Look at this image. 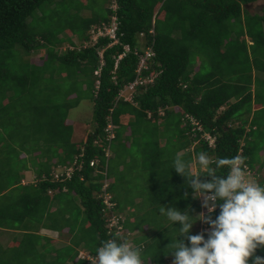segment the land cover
Here are the masks:
<instances>
[{
	"label": "trees",
	"instance_id": "1",
	"mask_svg": "<svg viewBox=\"0 0 264 264\" xmlns=\"http://www.w3.org/2000/svg\"><path fill=\"white\" fill-rule=\"evenodd\" d=\"M53 1L57 0H0V90L5 87L15 88L18 93L29 90L36 86L40 76H44L49 62H59L60 66L72 69V77L83 76L84 84L91 91L94 127L85 140L72 143L69 136L71 120L66 119L72 105L57 102L45 108L48 123H54L49 128L52 130L49 135L53 133L60 139L58 148L62 154L59 157V151L51 156L41 152L33 155L35 159L30 158L34 164L39 160L36 172L40 190L44 194L57 191L53 196L61 199L57 212L62 214H47L51 222L47 223V220L45 225L59 230L67 228L71 238L68 244L55 248L48 241L41 244V236L27 232L17 245L0 246V264H88L79 257V248L94 254L104 241L117 239L119 242L117 236L106 232L103 205L97 196L104 178L100 171L106 162L104 129L109 116L116 125L115 136L109 144L110 157L117 138L126 137L132 147L139 134L135 132L142 129L144 133L140 136L145 139L143 149L148 159L145 166L150 171L165 168V161L161 158L169 143L174 144V155L194 143L193 152L187 150L181 154L184 161L188 163L192 161V155L198 157L204 152L213 161L210 167L222 176H226L229 169L216 168L214 162L235 157L243 135L244 154L252 167L264 145V120L260 118L264 115V4L262 14H252L245 5L257 0H116L119 42L108 46V38L102 37L94 46L82 47L83 41L88 39L90 26L108 21L112 13L108 8L110 0H102V3H107L102 13L89 16L80 14L87 8L86 0H72V6L60 11L55 9V5L51 7ZM48 8L58 15L56 21L60 26L54 24L56 22L50 23L56 28L43 29L36 25V19L50 20ZM69 35L78 39L77 45ZM243 35L248 39L242 38ZM63 42L76 47L59 52L58 47ZM149 44L155 55L142 74L152 76L158 72L157 76L150 84H140L133 91L124 90V96L131 93L130 100L119 97V91L135 78L138 54L134 52L140 53L142 47ZM124 45H128V50L123 48ZM101 47H104L103 65L96 77L93 74L99 66L96 49ZM37 50L45 54L41 64L28 59L32 51ZM120 54L123 55L117 59ZM202 55H207V58L203 60ZM96 79L99 80L97 88ZM12 99L2 94L0 108L5 110L13 106ZM159 109L162 114H159ZM189 115L201 125L200 130L191 123ZM126 125L130 127V136L122 135ZM136 125L147 128L136 131ZM57 127L61 129L54 130ZM204 132L215 138L214 146L208 144ZM159 134L165 138L162 147L158 145ZM95 139L100 141L98 145L94 144ZM34 151L37 150L22 149L18 155L21 152L32 155ZM53 157L58 160L51 161ZM110 157L107 159L108 178ZM74 158L82 160L80 171H75L70 180L51 179L53 166L70 163ZM93 158L99 162L95 166L89 164ZM173 162L166 166L164 177L153 185V192L157 193L152 196L153 206L160 198L167 201L178 198L181 206L191 214L195 213L201 207L198 198H193V189L186 183L187 177L173 169ZM8 178L6 183L17 180V177ZM201 180L210 181L211 177L202 176ZM260 182L264 185L261 176ZM112 184L110 182L108 186L110 192ZM185 192L188 193L187 198ZM64 195L65 201L62 200ZM33 199L34 208L43 200L46 203L48 196L38 194ZM220 203L222 201L217 202L218 205ZM115 209L121 210L117 201ZM65 212L69 214H63ZM219 213L217 206L212 218L215 219ZM204 214H208L207 208H204ZM14 215H20L21 219L26 216L31 223L41 217L40 214ZM205 224L202 231L197 229L191 234L203 233L207 239L211 226ZM123 225L128 230L125 219ZM160 232L163 230L143 237L145 243L132 235L133 243L143 245L144 264L169 262L166 258L174 257L171 255L174 251L172 245L178 238L185 239L178 235L172 244L168 240L169 247H166ZM153 239L160 242L159 247L152 250L151 256H144L143 252L148 250ZM185 243L190 241L185 239ZM256 255L264 256V248H258Z\"/></svg>",
	"mask_w": 264,
	"mask_h": 264
},
{
	"label": "rangeland",
	"instance_id": "2",
	"mask_svg": "<svg viewBox=\"0 0 264 264\" xmlns=\"http://www.w3.org/2000/svg\"><path fill=\"white\" fill-rule=\"evenodd\" d=\"M88 2L87 8H84L80 14L83 16H89L92 13H102L103 7L107 3H102V0H86ZM53 1L51 7L56 6L55 9L58 11L69 8L72 6V0L56 3ZM264 0H257L247 6L250 13L262 14ZM50 11V20L47 22L36 19V25L40 28L47 29L50 27L56 28L57 26L50 23L56 22L57 25L58 15H55L52 10ZM54 11V10H53ZM71 12V11H70ZM42 19V18H41ZM63 23V21H61ZM60 26V23H58ZM66 36V34L64 33ZM72 40L78 41L74 35H69ZM241 38V37H240ZM242 38L248 39L247 36ZM68 45L61 43L58 47L59 52H63ZM45 56L42 50L32 51L28 59L30 62L36 64L42 63V58ZM203 60L207 58V55H202ZM200 58V62L202 61ZM68 70H71L68 71ZM43 77L40 76L36 86L31 89H26L18 93L15 88H3L0 90V99L2 94L6 97H12L14 105L2 110L0 108V122L3 125L0 126V180H6V178H18L20 172L26 165H35L32 163L30 157L24 158L18 155L22 149L37 150L34 155L45 152V155L50 156L56 151L61 152L59 146L60 139L57 136H53V133L49 135L50 127L53 126V122L48 123V117L45 115V108L50 107L52 103H66L72 105L67 111V120L73 122V137L75 141L80 142L82 138L94 127L93 120V103L91 99V91L84 84L83 76L72 77V69L65 68L57 63L49 62L47 68L43 72ZM68 73V74H67ZM15 86V85H11ZM18 88V86L16 87ZM58 114V113H57ZM57 117V116H56ZM260 118L264 120V115ZM72 126V123H71ZM136 131L140 128H147L145 125H136ZM61 129L59 127L54 128ZM123 136H130V127L127 125L122 130ZM171 132V131H170ZM72 130H70V141L72 142ZM135 143L130 146L128 139L117 138L113 142V148L111 149V157L108 164L109 180L112 184V194L115 196V200L118 201L119 208H121L125 221L135 218L137 221H141L140 227L145 222L149 229L154 231L163 230L162 234L163 241L166 242L165 246L169 247L168 240L171 244L177 240L179 235V222L176 224L169 221L168 218L160 213V208H172L175 207L181 212L188 211L187 208L181 206V200L173 198L171 201L163 200L162 198L157 200V203L153 206L152 196H156V192H153V182L156 180L150 176L149 170L145 166L148 164L146 153L143 149L144 138L140 136L144 131L140 129ZM134 133V134H135ZM169 133V131H168ZM158 137H164L158 135ZM175 143V142H174ZM194 143L190 147H194ZM174 144L169 143L164 149V157L161 160L165 162L163 165L166 167L169 163L174 161ZM35 152V151H34ZM197 159V157H196ZM168 160V161H167ZM35 171V170H34ZM264 176V171H261ZM8 178V179H9ZM263 178V177H262ZM250 179V177H248ZM156 191V190H155ZM138 196H140V202L138 204ZM159 198V197H158ZM199 202V201H198ZM203 204V201H201ZM201 204V203H200ZM153 207V208H152ZM140 212V213H139ZM142 214L138 216L137 214ZM192 220L198 219V216L193 212ZM14 219H10L13 222ZM198 221H196L197 223ZM133 223V222H131ZM193 225L191 232H195L198 229L197 224ZM135 225V224H134ZM129 230V229H128ZM143 230V229H142ZM129 233H132L129 230ZM148 236L144 234L143 237ZM66 241H59V244H63ZM156 239H153L151 245L143 252L144 256L152 255L153 249L159 247ZM160 243V242H159ZM174 245V244H173ZM172 245V246H173ZM188 245H191L188 243ZM82 250V248H79ZM175 259V258H174ZM174 259H169V262L165 264H173Z\"/></svg>",
	"mask_w": 264,
	"mask_h": 264
},
{
	"label": "clouds",
	"instance_id": "3",
	"mask_svg": "<svg viewBox=\"0 0 264 264\" xmlns=\"http://www.w3.org/2000/svg\"><path fill=\"white\" fill-rule=\"evenodd\" d=\"M197 163L199 171L177 154L173 168L187 177L186 183L193 189V198L203 201L202 206L207 208L208 214L200 213L197 220L208 223L211 231L207 239L203 233L193 235L191 230L197 220L193 221L188 211L181 212L175 207L160 208V213L169 221L180 223L179 237L183 236L191 244L189 247L185 239L178 238L171 253L175 257L173 264H264V256L256 255L258 248H264V186L247 179L240 156L220 158L214 162L216 168L229 169L226 176L216 174L210 167L213 161L204 152L198 154ZM202 176H210L211 180L202 181ZM184 196L187 198L188 193L185 192ZM218 201L222 203L218 205ZM217 206L220 213L213 219L211 214ZM96 252L97 260L93 264H144L142 249L126 240L109 239ZM81 253L89 252L80 251L79 255Z\"/></svg>",
	"mask_w": 264,
	"mask_h": 264
},
{
	"label": "crops",
	"instance_id": "4",
	"mask_svg": "<svg viewBox=\"0 0 264 264\" xmlns=\"http://www.w3.org/2000/svg\"><path fill=\"white\" fill-rule=\"evenodd\" d=\"M73 42L77 43L78 41L73 40ZM71 123H72V143H77L78 141H75L73 137V132H74L73 122L71 121ZM86 135L87 133L82 138V140H85ZM164 144H165V138L158 137V145L162 147L164 146ZM190 146L188 148L185 147L178 150L177 152H175L174 156L176 157L177 154H180L181 156V154L186 152L187 150L193 152V148ZM35 153L36 152L32 153V155L30 153L29 155H24V152H21L19 153V156L26 158L28 157L34 158L33 155ZM61 154L62 152H59V157H61ZM52 160L56 161L58 160V158L53 157L51 161ZM38 161H39L38 159L35 160L36 163ZM188 163H190L193 166V169L197 171L198 165L195 155H192V161ZM253 167H257L258 173L260 174L261 177L264 178V176H262L263 173L261 172L264 171V145L260 149L256 161L253 162ZM23 168L24 169L20 172V175H18L17 180L12 181V183H6L5 182L6 180H0V246L6 248L17 245L18 244L17 242H19L22 236L27 232L29 233L33 232L34 234L41 236L40 239L41 244H44L46 241H48L49 244H51L55 248L68 244L71 238V234L67 231V228H62L59 230V229L50 228L45 225L46 221L48 220L47 214H62L60 212L59 213L57 212L61 200L60 196H58L57 198L53 196L58 192L57 191H53L50 193L45 192V194L48 196V201L45 203L43 200L37 205V207L33 208L32 204L35 202V200L33 199L34 195H36L37 197L38 194L40 195H45V194L44 191H41L40 188L38 187V183L40 180L37 177L36 166L32 164L29 167L28 165H26ZM166 168L167 167L163 169H153V171H150L147 168L149 170V174L150 172H153L150 174V176L151 177L153 176L154 179L156 178V180H154L153 183L164 177L163 173L164 171H166ZM70 197H72V195H70ZM65 199L66 197L64 195L62 200L65 201ZM153 199L154 198H152V200ZM139 200H140V196H138V204L140 202ZM200 203L201 202L199 201V204ZM200 206H201L200 209H198L195 212L197 216L200 213L204 212L202 203L200 204ZM30 209L32 210L30 211ZM34 209L35 211H33ZM139 213L137 215L141 216L142 214ZM14 214H23V215L40 214L41 217L40 220L35 219V221L31 223V220H28L26 216H23V218L21 219L20 215H14ZM63 214H69V212H65ZM123 215L126 217L125 214ZM10 219H14L13 222H11ZM130 221L133 223L127 220V229H129L132 232L131 234L135 239L136 238L141 239V241L145 243L146 239L143 238V235L147 234L148 236H152L155 233L153 229H149V227L145 222L140 227L141 221H137L135 220V218L131 219ZM197 221L198 222L196 224L198 226V231H202V229L205 227L206 224L201 220H197ZM49 222L51 221L48 220L47 223ZM59 241H66V242L60 245ZM80 251H85V250H80ZM170 258L172 259L174 257H168L166 258V260Z\"/></svg>",
	"mask_w": 264,
	"mask_h": 264
},
{
	"label": "built area",
	"instance_id": "5",
	"mask_svg": "<svg viewBox=\"0 0 264 264\" xmlns=\"http://www.w3.org/2000/svg\"><path fill=\"white\" fill-rule=\"evenodd\" d=\"M108 8L112 11V13L109 15V19L107 22H101L100 24H93L90 27L89 30V38L83 42L82 47H89L94 46L99 38L107 37L109 42L108 46L112 44H116L119 42L118 36H117V30H118V19L116 16V9H117V3L116 0H110V3L108 4ZM152 32V30L150 31ZM70 48H73V46H69ZM123 48L125 50H128V45H124ZM103 48H97V55L99 57V66L94 70V75L99 76L101 66L103 65V57L102 52ZM135 54H138V64L135 69V78L129 82L127 85L124 86L123 89L119 91V97H122L123 99L130 100V94L124 96V90L129 89L131 91L134 90V88L140 84L146 85L153 82V79L155 76H157L158 72L153 73L152 76L145 75L143 76L142 72L144 70H147L149 67V61L153 58L155 55L154 50L152 48V45H146L143 49H141L140 53L134 52ZM123 54H120L117 59H119ZM99 85V80H95V87L97 88ZM118 98V97H117ZM116 98V99H117ZM162 110L159 109V114H162ZM191 120V123L196 125L197 129H201V125L198 124V122L193 119L190 115L188 116ZM116 125L111 120V117H108V123L105 126L104 132H105V140L107 141L106 146L104 147V156L106 158V162L102 164L103 169L100 171L104 175L102 185L100 187V191L97 193V196L101 199L102 202V212L104 214L103 221H104V227L106 229L107 234H114L118 237L119 242H122L123 240L128 241L130 244H132L134 247L143 248L142 244H135L132 240V234L129 233L128 230L124 228L123 220L124 217L122 213L118 212L116 207V202L113 199V194L108 190L109 183L111 182L109 178L107 177V159L110 157V150H109V144L110 141L114 138L115 132L114 128ZM247 131L249 128L246 129ZM203 136L206 140H208V144L210 146H214L215 138L211 136L208 132H204ZM244 137L239 140V147L236 153V156H240L244 161V167L246 168V176L247 179L250 177V181L260 184L261 186H264L260 182V174L257 171V167H252L250 163L248 162V157L244 154ZM99 140L95 139L94 144L98 145ZM235 156V157H236ZM98 162L97 159L93 158L89 161V164L91 166H95ZM82 169V160L78 161L77 158H74L70 163L67 164H56L51 169L50 175L52 176V180H58V181H65L70 180L72 178V175L75 171H80ZM65 190V188L63 189ZM200 200H203L202 197H200ZM99 248V247H98ZM81 258H84L89 264H93L94 261L97 260V252L95 254L91 253H81L79 255Z\"/></svg>",
	"mask_w": 264,
	"mask_h": 264
},
{
	"label": "water",
	"instance_id": "6",
	"mask_svg": "<svg viewBox=\"0 0 264 264\" xmlns=\"http://www.w3.org/2000/svg\"><path fill=\"white\" fill-rule=\"evenodd\" d=\"M246 6V5H245Z\"/></svg>",
	"mask_w": 264,
	"mask_h": 264
}]
</instances>
